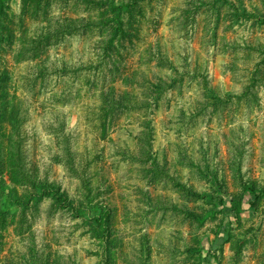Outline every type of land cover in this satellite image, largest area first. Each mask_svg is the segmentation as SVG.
<instances>
[{"label": "rangeland", "instance_id": "obj_1", "mask_svg": "<svg viewBox=\"0 0 264 264\" xmlns=\"http://www.w3.org/2000/svg\"><path fill=\"white\" fill-rule=\"evenodd\" d=\"M87 2L0 0V264H264V0H141L129 38L59 29L17 63L113 17Z\"/></svg>", "mask_w": 264, "mask_h": 264}, {"label": "trees", "instance_id": "obj_2", "mask_svg": "<svg viewBox=\"0 0 264 264\" xmlns=\"http://www.w3.org/2000/svg\"><path fill=\"white\" fill-rule=\"evenodd\" d=\"M83 1H85V0H83ZM87 1L88 2L86 4H84L86 12L89 13V12L107 7L109 9H111L113 17H111L109 22L106 21L105 22L106 24L96 23L94 20H91L86 24H83V22H84L83 19L69 20L68 24L64 27L59 26L57 28V26L56 27L52 26V30L49 31L47 34H45L46 36L42 35L40 39L39 38L27 39L25 41H24V39L23 40L19 39V41L22 43V47L19 50L18 54L16 55L17 63L35 61L40 56V54L44 55L46 53L47 49L52 45V41L55 40L56 37H58V33H59L58 30L59 29H62L66 35H75L79 31H83V32L87 31V32H89V34H90V32H91V34H94V33H99L100 31H102L104 29H107V27H111V25H115V27L113 28V32H115V34H113L112 39L115 38V36L117 34L116 31L118 29H120L119 34L123 37V39L129 38L128 34L126 32V27L123 24H121L122 20H121V18H118V17H119V14L121 15V14H123V12H125L126 14L131 13L133 10L132 8H134V6H136L141 0H131L128 4H125L124 2L118 4L117 2L113 1L110 3L107 2V5H106V3H98L96 1H90V0H87ZM34 3H36L38 10L40 8L44 10V9L49 8L51 6V4H49V2L44 7L43 6L41 7V4H37V2H34ZM34 3H28V2L25 3V5L22 9L23 18H21V21H23L24 16H26L25 14L28 13L32 8L35 7ZM127 10H130V11H127ZM45 14H47V13H45ZM8 39L11 40L10 41L11 45L15 46V43H17L16 42L17 38H15L13 35H11V36H9ZM109 44L113 45V41H111ZM113 48H111V49H113ZM101 65L102 64H98L96 67L91 66L90 68L87 69V71H94L95 70V72H96L99 70ZM61 71L65 74V76H68L70 73H72L67 68H65ZM85 71L86 70H83L82 72H85ZM77 72H79V70L74 71L73 72L74 75ZM8 78H9V75H7V79ZM15 117H16V119H18L17 118L18 116L15 115ZM12 121H13V118H12ZM18 148L20 149V147H18ZM16 156H18V155H16ZM10 165H11V163H10ZM12 165H13L14 171H18L19 176L20 177L22 176V180L27 181V183L29 185L35 187L36 189H40L42 191L43 194L41 197L44 198V200L46 198L54 197V198H56V200L58 202L59 201L60 202H63V201L67 202V203L65 202L66 205L64 206V209L67 208V209H71V211H73L76 208V203L74 201H70L68 196H66L64 194L61 195L60 190H58V189L54 190V188H48V187L46 188L45 186H39L38 187L37 183L35 181L27 178V175H25V173L22 172L23 170L19 165L14 164V163H12ZM79 212H81V209H79L76 213H79ZM8 215H9L8 210H5V211L0 210L1 223L6 222V226H0V239L4 236V234H6L8 232V229L11 227L10 224L7 226V224L10 223V222H8V220H6V219L3 220V218L5 216H8ZM76 217H79V215H77ZM2 230H4V232H1ZM14 231L16 232V228L14 229ZM11 264H20V263L16 262V263H11Z\"/></svg>", "mask_w": 264, "mask_h": 264}]
</instances>
